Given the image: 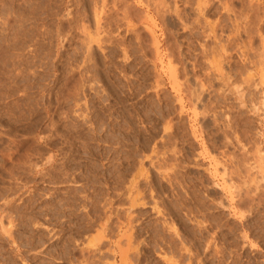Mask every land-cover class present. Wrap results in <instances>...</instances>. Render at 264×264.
Instances as JSON below:
<instances>
[{"label": "rangeland", "instance_id": "rangeland-1", "mask_svg": "<svg viewBox=\"0 0 264 264\" xmlns=\"http://www.w3.org/2000/svg\"><path fill=\"white\" fill-rule=\"evenodd\" d=\"M146 1L0 0V264H264V0Z\"/></svg>", "mask_w": 264, "mask_h": 264}, {"label": "bare ground", "instance_id": "bare-ground-1", "mask_svg": "<svg viewBox=\"0 0 264 264\" xmlns=\"http://www.w3.org/2000/svg\"><path fill=\"white\" fill-rule=\"evenodd\" d=\"M148 1V0H147ZM146 1V2H147ZM197 1V0H196ZM199 1V0H198ZM198 1L196 2V3H198ZM101 2H103V1H101ZM121 2V1H120ZM156 2V1H155ZM199 2H201V1H199ZM205 2V1H204ZM209 2V1H208ZM221 2V1H220ZM148 3V2H147ZM157 3H159V2H157ZM195 3V4H196ZM202 3H203V1H202ZM161 4V3H160ZM160 4H159V6H160ZM204 4V3H203ZM163 5V4H162ZM200 5L201 4H198V6H197V8H199L200 9V12H201V8H200ZM206 5V4H205ZM104 6V5H103ZM130 6V5H129ZM225 6V5H224ZM126 7H127V5H126ZM163 6H161V8H162ZM174 7V6H173ZM226 7V6H225ZM100 8V7H99ZM116 8V7H115ZM114 8V9H115ZM158 8V7H157ZM203 8H205V7H203ZM202 8V9H203ZM224 8V7H223ZM230 8V7H229ZM94 9V8H93ZM109 9V8H108ZM121 9V8H120ZM154 9V8H153ZM199 9H198V11H199ZM228 9V8H227ZM96 10V9H95ZM101 10L102 9H100V11H94V12H92V13H94L93 15H95L94 17L96 18V17H98L99 18V13L101 12ZM155 10H157V9H155ZM175 10V9H174ZM125 11H127V10H125ZM224 11V10H223ZM174 12V11H173ZM203 12H204V9H203ZM162 13H163V11H162ZM168 13V12H167ZM175 13H176V15H177V17H179V18H181L180 17V14L178 13V11L177 10H175ZM107 14V13H106ZM123 14V13H122ZM155 14H156V12H155ZM169 14V13H168ZM175 15V14H174ZM204 15V14H203ZM124 16V15H123ZM133 16V15H132ZM229 16V15H228ZM241 16V15H240ZM247 17V16H246ZM107 18V17H106ZM133 18V17H132ZM99 19H97L96 21H98ZM109 20V19H108ZM182 20V19H181ZM205 20V19H204ZM203 20V21H204ZM228 20V19H227ZM95 21V20H94ZM93 21V22H94ZM102 21V20H101ZM116 21V20H115ZM146 21V20H145ZM177 21V20H176ZM231 21V20H230ZM100 22V21H99ZM109 22V21H108ZM125 22V21H124ZM182 22V21H181ZM202 22V21H201ZM229 22V21H228ZM97 23V22H96ZM127 23H129L128 21H127ZM204 23H206V21H204ZM203 23V24H204ZM215 23V22H214ZM213 23V24H214ZM94 24V23H93ZM207 24V23H206ZM236 24V23H235ZM259 24V23H258ZM237 25V24H236ZM83 26V25H82ZM94 26V25H93ZM205 26H207V25H205ZM150 27V26H149ZM215 27V26H214ZM220 27V26H219ZM237 27V26H236ZM132 28V27H131ZM168 28V27H167ZM184 28V27H183ZM182 28V29H183ZM238 28V27H237ZM95 29V28H94ZM208 29H209V31L208 32H210V34L212 33V34H214V28H212V27H210L209 25H208ZM86 30V29H85ZM88 30V29H87ZM87 32V31H86ZM255 32V31H254ZM260 32V31H259ZM88 33V32H87ZM106 33V32H105ZM220 33V32H219ZM82 34H84V33H82ZM86 34V33H85ZM97 34V33H96ZM150 34H151V32H150ZM190 34V33H189ZM209 34V35H210ZM211 34V35H212ZM88 35H90V34H88ZM217 35V34H216ZM253 35V34H252ZM91 36V35H90ZM96 36V35H95ZM151 36V35H150ZM149 36V37H150ZM258 36V35H257ZM153 37V36H152ZM213 37H216L215 35L213 36ZM101 38V37H100ZM138 38V37H137ZM168 38V37H167ZM237 38V37H236ZM245 38V37H244ZM84 39V38H83ZM102 39V38H101ZM135 40V39H134ZM156 40V39H155ZM233 40V39H232ZM108 41V40H107ZM110 41V40H109ZM108 41V42H109ZM112 41V40H111ZM143 41V40H142ZM150 41V40H149ZM180 41V40H179ZM241 41V40H240ZM165 42V41H164ZM170 42V41H169ZM174 42H176L175 41V39H174ZM232 42V41H231ZM150 43H152V42H150ZM154 43V45H155V41L153 42ZM157 43V42H156ZM168 43V42H167ZM122 44V43H121ZM220 44H222V43H220ZM98 46V45H97ZM102 46V45H101ZM123 47V46H122ZM157 47V46H156ZM170 47V46H169ZM175 47V46H174ZM221 47V50L224 48V46L223 45H221L220 46ZM264 47V46H263ZM155 48V47H154ZM167 48V47H166ZM170 49V48H169ZM89 50V49H88ZM123 50V49H122ZM156 50H157V48H156ZM217 50V49H216ZM151 51V50H150ZM223 51V50H222ZM156 52L157 51H155V54H156ZM123 53V52H122ZM215 54V53H214ZM124 55V54H123ZM168 55V54H167ZM166 55V56H167ZM171 56L173 55V54H170ZM175 55V54H174ZM179 55V54H178ZM216 55V54H215ZM214 55V56H215ZM223 55V54H222ZM169 56V55H168ZM219 56V55H218ZM170 57V56H169ZM182 57V56H181ZM243 57V56H242ZM174 59V58H173ZM178 59V58H177ZM215 60H216V58H215ZM214 60V61H215ZM248 60V59H247ZM217 61V60H216ZM183 62V61H182ZM215 63H217V62H215ZM175 68V67H174ZM171 69V68H170ZM97 70V69H96ZM168 71V70H167ZM171 71H173V70H171ZM170 71V72H171ZM221 71V70H220ZM242 71V70H241ZM170 77V76H169ZM227 79V78H226ZM176 87V86H175ZM256 88V87H255ZM173 89V88H172ZM175 89V88H174ZM243 90V89H242ZM175 92V91H174ZM178 92V91H177ZM263 94V93H262ZM240 95V94H239ZM242 95V94H241ZM240 97V96H239ZM241 98V97H240ZM178 100H179V98H178ZM263 100H264V95H263ZM178 102V101H177ZM179 103H180V101H179ZM262 104V103H261ZM86 105V104H85ZM262 107V106H261ZM108 108V107H107ZM181 108H182V106H181ZM263 109H264V106H263ZM88 121V120H87ZM133 131V130H132ZM119 139V138H118ZM130 141V140H129ZM169 141V140H168ZM174 151V150H173ZM205 151V150H204ZM160 153V152H159ZM162 153V152H161ZM157 156V155H156ZM152 160V159H151ZM174 163V162H173ZM158 165V164H157ZM169 166V165H168ZM157 167V166H156ZM167 167V166H166ZM158 168V167H157ZM159 169V168H158ZM137 170V169H136ZM142 170H143V168H142ZM170 170V169H169ZM127 171V170H126ZM140 171H141V169H140ZM213 171V170H212ZM211 171V172H212ZM154 173V172H153ZM122 174V173H121ZM225 174V173H224ZM116 175V174H115ZM131 175V174H130ZM129 175V176H130ZM134 175H135V173H134ZM139 175V174H138ZM140 176V175H139ZM236 176V175H235ZM116 177V176H115ZM134 178H135V176H133ZM138 177V176H137ZM145 177V176H144ZM147 178V177H146ZM168 178V177H167ZM173 178H174V176H173ZM132 179V178H131ZM136 179V178H135ZM135 179H132L131 180V183H128L127 185H131V184H133V183H135L136 181H135ZM149 179V178H148ZM119 180V179H118ZM178 180V179H177ZM170 181V180H169ZM247 181V180H246ZM90 182H91V180H90ZM130 182V181H129ZM146 182V181H145ZM171 182V181H170ZM145 184V183H144ZM228 184V183H227ZM249 184V183H248ZM123 185V184H122ZM135 185H137V184H135ZM147 185V184H146ZM125 186V185H124ZM132 186V185H131ZM223 186H225V185H223ZM223 186H221V187H223ZM228 186H229V184H228ZM232 186V185H231ZM134 187H136V186H133V191H134V189H136V188H134ZM239 187V186H238ZM124 188V187H123ZM128 188H129V186H128ZM234 188V187H233ZM240 188V187H239ZM92 189V188H91ZM99 189V188H98ZM145 189V188H144ZM168 189V188H167ZM228 189V188H227ZM226 189V190H227ZM138 189H136V191H137ZM162 190V189H161ZM225 190V189H224ZM256 190V189H255ZM79 191V190H78ZM127 191V190H126ZM135 191V192H136ZM158 191V190H157ZM172 191V190H171ZM235 191V190H234ZM241 191H243L242 193H238V194H236L237 195V204L238 205H246V206H248L249 208H255L254 207V204H253V202L255 201V197L254 196H252L251 195V193H250V191L249 190H241ZM125 192V191H124ZM139 193H140V191H138ZM159 192V191H158ZM157 192V193H158ZM229 191L227 190V194H230L231 195V197L233 196L232 194H231V192H229ZM239 192V191H238ZM95 193V192H94ZM132 193V192H131ZM134 193V192H133ZM187 193V192H186ZM82 195V194H81ZM127 195H129V194H127ZM131 195H133L132 197H130V198H132L131 199V204L130 205H132V206H130V207H133V205H134V202H135V200L137 199L136 197H135V199H133V197H134V194H131ZM172 195V194H171ZM229 195V196H230ZM235 195V196H236ZM135 196H137V193H136V195ZM183 196V195H182ZM79 197H80V195H79ZM138 197V196H137ZM143 197V196H142ZM141 197V198H142ZM231 197H228V198H230L231 199ZM89 198V197H88ZM140 198V199H141ZM139 199V200H140ZM183 199V198H182ZM94 200V199H93ZM138 200V201H139ZM144 199H142L141 201H143ZM233 200V199H232ZM232 200H230V201H232ZM183 201V200H182ZM79 202V201H78ZM155 202V201H154ZM99 203V202H98ZM142 203V202H141ZM121 204V203H120ZM147 204V203H146ZM66 205V204H65ZM137 205V204H136ZM153 205V204H152ZM156 205V204H155ZM235 205H236V203H235ZM13 206V205H12ZM11 206V207H12ZM157 206V205H156ZM167 207V206H166ZM236 207H237V205H236ZM141 208V207H140ZM153 208V207H152ZM177 208V207H176ZM137 209V208H136ZM157 209V208H156ZM71 210V209H70ZM130 210V209H129ZM184 210V209H183ZM255 210V209H254ZM256 210H258V209H256ZM158 211V210H157ZM13 212V211H12ZM159 212V211H158ZM186 212V211H185ZM236 213V212H235ZM13 214V213H12ZM100 214V213H99ZM133 214V213H132ZM157 214V213H156ZM11 215V214H10ZM130 215V214H129ZM140 215H142V214H140ZM187 215V214H186ZM93 217H94V215H93ZM102 217V216H101ZM128 217H130V216H128ZM131 217H132V215H131ZM130 217V218H131ZM203 217V216H202ZM6 218V217H5ZM8 218V217H7ZM52 218V217H51ZM134 218V217H133ZM187 218V217H186ZM137 219V218H136ZM5 220V219H4ZM101 221V220H100ZM105 221V220H104ZM120 222V221H119ZM122 222V221H121ZM142 222V221H141ZM150 222V221H149ZM152 222V221H151ZM161 222V221H160ZM185 222V221H184ZM9 223V222H8ZM127 223H128V218H127ZM130 223H132V220H131V222ZM134 223H136V222H134ZM138 224H139V222H137ZM162 223V222H161ZM100 224V223H99ZM146 224V223H145ZM212 224V223H211ZM10 225V224H9ZM121 225V224H120ZM132 225V224H131ZM131 225H129V227L131 226ZM140 225H142V224H140ZM157 225V224H156ZM164 225V224H163ZM193 225V224H192ZM88 226V225H87ZM126 226V225H125ZM146 226V225H145ZM208 226V225H207ZM15 227V226H14ZM94 227V226H93ZM129 227H128V229H129ZM135 227V226H134ZM142 226H140V228H141ZM206 227V226H205ZM70 228V227H69ZM73 228V227H72ZM85 228V227H84ZM119 228V227H118ZM169 228H171V226L170 227H167V229H169ZM173 228V227H172ZM127 229V228H126ZM125 228L123 229H121V232H122V230L124 231V230H126ZM138 229V228H137ZM194 229V228H193ZM136 230V229H135ZM134 230V231H135ZM58 231V230H57ZM132 231H133V229H132ZM129 232H131V231H129ZM175 232V231H174ZM123 233V232H122ZM135 233V232H134ZM200 233V232H199ZM124 234V233H123ZM123 234H121V235H123ZM128 234V233H127ZM126 232H125V237H126ZM129 234H131V233H129ZM180 234V233H179ZM100 234H98V238H101V236H99ZM211 235H213V234H211ZM94 236V235H93ZM130 236V235H129ZM18 237V236H17ZM89 237H92V236H89ZM123 237V236H122ZM121 237V238H122ZM128 237V236H127ZM133 237V236H132ZM136 237V236H135ZM166 237V236H165ZM169 237V236H168ZM93 238H95V240H96V236L95 237H93ZM196 238V237H195ZM71 239V238H70ZM88 239V238H87ZM104 239V238H103ZM131 239V238H130ZM134 239V238H133ZM177 239V238H176ZM97 240H99V239H97ZM97 240H96V242H97ZM101 240V239H100ZM125 240H127V238L125 239ZM171 240V239H170ZM70 241V240H69ZM87 241V240H86ZM98 242H100V241H98ZM118 242V241H117ZM130 242V241H129ZM128 242V243H129ZM137 242V241H136ZM171 242V241H170ZM185 242V241H184ZM87 243V242H86ZM95 243V242H94ZM105 243V242H104ZM159 243V242H158ZM164 243V242H163ZM191 243V242H190ZM206 243H207V241H206ZM93 244V243H92ZM91 244V245H92ZM98 244V243H97ZM125 244V243H124ZM144 244V243H143ZM162 244V243H161ZM173 244V243H172ZM180 244V243H179ZM249 244H251V243H249ZM15 245V244H14ZM126 245H127V241H126ZM137 245V244H136ZM158 245V244H157ZM94 246H97V245H94ZM120 246V245H119ZM131 246V245H130ZM133 246V245H132ZM99 247V246H98ZM98 247H95V250H94V254H92L91 256H88V254H87V257H83L84 258V264H93L94 262H99L101 259H102V253H100L99 252V248ZM109 247V246H108ZM116 247V246H115ZM158 247V246H157ZM179 247V246H178ZM181 247V246H180ZM78 248V247H77ZM186 248V247H185ZM214 248V247H213ZM94 249V248H93ZM93 249H92V251H93ZM110 249V248H109ZM132 249V248H131ZM137 249V251H138V248H136ZM135 249V250H136ZM82 250V249H81ZM83 250H84V248H83ZM121 250V249H120ZM123 250V249H122ZM126 250V249H125ZM134 250V249H133ZM134 250V251H135ZM166 250H168L167 248H166ZM127 251V250H126ZM191 251V250H190ZM139 252V251H138ZM81 253V252H80ZM92 253V252H91ZM111 253V252H110ZM120 253H121V251H120ZM192 253V252H191ZM134 254V253H133ZM177 254V253H176ZM182 254V253H181ZM27 255V254H26ZM137 255V254H136ZM231 255V254H230ZM16 256V255H15ZM79 256V255H78ZM84 256V255H83ZM121 256V255H120ZM140 256H142V255H140ZM173 256V255H172ZM176 256V255H175ZM122 257V256H121ZM125 257V256H124ZM123 257V258H124ZM137 257V256H136ZM185 258H179L180 260H182V261H186V263L184 262V264H206V262H208V258H206L205 256H201L200 257V255L198 254V253H192V254H188L187 255V257L186 256H184ZM238 257V256H237ZM122 258V259H123ZM159 258V257H158ZM162 258V257H161ZM168 258V257H167ZM222 258V259H221ZM221 258L220 257H218L216 260H215V264H223V262H224V260H223V257L221 256ZM31 259V258H30ZM121 259V260H122ZM143 259V258H142ZM177 259V258H176ZM175 259V260H176ZM176 260V261H174L173 260V262H171L172 264L174 263V264H178L179 263V261L180 260ZM226 259V258H225ZM169 260V259H168ZM79 261V260H78ZM133 261V260H132ZM223 261V262H222ZM7 262V261H6ZM21 262V261H20ZM81 262V263H82ZM108 262V261H107ZM124 262V260H122V263ZM80 263V264H81ZM103 263V262H102ZM106 263V262H105ZM134 263V262H133ZM171 263H169V264H171ZM212 264V263H211Z\"/></svg>", "mask_w": 264, "mask_h": 264}]
</instances>
